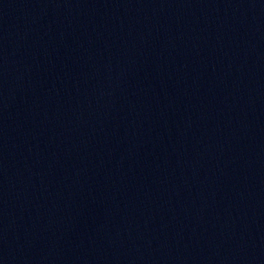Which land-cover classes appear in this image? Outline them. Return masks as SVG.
Instances as JSON below:
<instances>
[{
  "label": "water",
  "instance_id": "water-1",
  "mask_svg": "<svg viewBox=\"0 0 264 264\" xmlns=\"http://www.w3.org/2000/svg\"><path fill=\"white\" fill-rule=\"evenodd\" d=\"M0 264H264V0H0Z\"/></svg>",
  "mask_w": 264,
  "mask_h": 264
}]
</instances>
